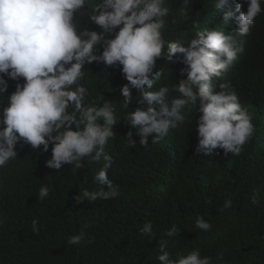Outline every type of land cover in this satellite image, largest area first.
I'll return each instance as SVG.
<instances>
[{
  "label": "trees",
  "instance_id": "trees-1",
  "mask_svg": "<svg viewBox=\"0 0 264 264\" xmlns=\"http://www.w3.org/2000/svg\"><path fill=\"white\" fill-rule=\"evenodd\" d=\"M99 2L88 0L75 14L78 31H102L89 19ZM241 2L246 12L247 0H228L220 12L216 0H190L188 5L184 0H166L169 14L164 18L163 38L186 44L197 31L213 27L227 34L238 25L234 19L223 20V13ZM237 39L243 51L227 71L212 78V85L219 91L220 84H227L251 115L255 131L238 156L220 148L209 155L195 152L199 98L181 110L183 121L167 136L153 142L156 134L152 133L148 146H143L126 120L129 112L146 105L137 102L141 96L133 89V100L124 107L120 88L128 81L122 65L95 61L85 65L80 81L88 91L85 105L102 107L108 100L116 109L114 136L105 152L113 158L108 177L119 195L78 203L76 197L85 190L101 187L95 176L105 163L103 157L86 158L80 169L70 164L47 168L52 145L43 152L42 146L32 149L21 141L17 157L0 168V264H159L161 240L167 241L172 258L199 250L212 264H264V12L255 18L249 33ZM156 63L154 71L163 74L153 90L168 86L169 98L179 97L171 87L186 79V72L181 75L186 65L164 58ZM5 79L9 87L5 96L0 94V110L8 105L17 83ZM129 131L134 146L128 144ZM41 186L50 189L43 199L39 198ZM226 200H231L227 209L223 207ZM199 217L211 224L210 230L196 227ZM149 222L152 233L143 234L141 229ZM173 225L180 231L167 237L165 232ZM78 234H83L79 244L67 243Z\"/></svg>",
  "mask_w": 264,
  "mask_h": 264
},
{
  "label": "clouds",
  "instance_id": "clouds-1",
  "mask_svg": "<svg viewBox=\"0 0 264 264\" xmlns=\"http://www.w3.org/2000/svg\"><path fill=\"white\" fill-rule=\"evenodd\" d=\"M87 2L0 0V94L5 96L9 87L5 77L17 82L15 91L7 98L8 105L0 110V168L17 157L16 149L21 141L32 149L42 146L43 152H48L51 144L52 155L45 162L47 168L60 169L70 164L80 169L86 158L103 157L105 161L95 176L101 187L97 191L85 190L76 197L78 203L109 200L119 195L108 177L113 158L105 152V146L114 136L116 109L108 100H104L102 107L85 105L88 91L80 83L85 65L94 61L106 66L122 65L121 72L128 81L120 88L125 108L133 100L132 90L140 93L137 102L146 107L129 112L126 121L136 129L143 146H148L152 133L156 134L153 142L167 136L177 122L183 121L181 110L199 98L201 115L197 121L195 152L209 155L220 148L225 154L238 156L254 134L252 118L236 93L223 83L216 91L212 78L227 71L238 52L243 51L237 38L248 34L255 18L264 12L261 7L264 0H247L246 12L241 2L236 3L233 11L223 13V20L234 19L236 29L226 34L215 27L205 28L186 44L163 38L164 18L169 14L166 0H102L89 17L102 31H78L74 16ZM189 2L184 0L186 5ZM227 4L228 0H216L215 8L220 12ZM160 58L186 65L181 70L182 76L186 72V79L171 87L179 97L170 99L168 86L153 90L163 74L162 70L154 71ZM21 78L23 83L19 82ZM132 136L133 132L129 131V146L136 144ZM49 191L48 186H41L39 198L47 197ZM252 201L256 202L255 196ZM223 207H231V200H226ZM36 225L34 220V230ZM196 227L208 231L211 224L199 217ZM179 231L173 225L165 235L173 237ZM141 232L150 235L151 222ZM82 239L83 234L73 235L67 243L77 245ZM159 245V264H212L211 258L202 257L199 250L172 258L167 241L161 240Z\"/></svg>",
  "mask_w": 264,
  "mask_h": 264
}]
</instances>
